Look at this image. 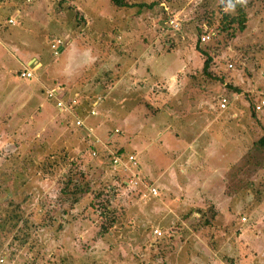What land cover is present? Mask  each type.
Masks as SVG:
<instances>
[{
	"label": "rangeland",
	"instance_id": "rangeland-1",
	"mask_svg": "<svg viewBox=\"0 0 264 264\" xmlns=\"http://www.w3.org/2000/svg\"><path fill=\"white\" fill-rule=\"evenodd\" d=\"M127 2L145 5L0 0L25 30L11 51L83 88L79 116L99 103L77 126L47 84L0 90V208L21 218L0 229V264H264V0ZM239 7L242 30L227 23ZM117 151L135 155L136 185L113 173Z\"/></svg>",
	"mask_w": 264,
	"mask_h": 264
},
{
	"label": "crops",
	"instance_id": "crops-1",
	"mask_svg": "<svg viewBox=\"0 0 264 264\" xmlns=\"http://www.w3.org/2000/svg\"><path fill=\"white\" fill-rule=\"evenodd\" d=\"M0 17H1L0 18V90L2 89L3 91L5 90L6 92L12 93L10 89L13 86H14L13 89H15V91H17V92H19V87L25 88V89L29 88L28 89L29 94L31 93L33 95H36L37 93L40 94V92L42 91L41 86H43L45 84H47V86L45 87V91L47 89L58 86L60 88L58 95L61 96L65 101H68L70 98H73V97H75L77 100L76 104L70 108V111H71L72 115L74 116V120L79 118L83 122L85 117L94 116L95 114H91L89 112L90 110L89 111L86 110L87 114L84 115L83 117L78 115V112L83 111V107H84L83 102H81V99L83 100L85 97V95H84L85 90L83 88H81L79 86H77L76 88H73V89L69 88V86H67L64 83V81H56V82L50 81L49 83H46L49 80H54L53 79L54 74L47 72L46 70H41L42 63H41V59H39V57H38L37 49H28L26 55H20V53H15L14 51H11V49L9 48L10 45L16 44L15 40L10 38L11 36H13L15 34H18V35L20 34L21 37L25 38V35H24L25 30L21 27L17 28L18 22L22 21V17H20L19 13H15L13 15L4 16V17L0 16ZM9 19H12L13 22L9 23V21H8ZM6 24L10 25V26L9 27L7 26V28H6ZM20 29H22V32H20ZM44 40H45V44H46L47 36L44 38ZM28 41H29V43L27 44L26 47H32L31 42L33 41V39H28ZM64 61H62L59 65L65 64V67H66L67 63ZM55 62H58V60ZM25 69L31 70V72L33 74V76L31 78H21L19 76V72L22 70H25ZM37 72H39V73L37 74ZM3 95H4V93H3ZM43 95H44V98H42L43 97L42 96L40 100H42V99L46 100L47 99L48 104L51 103L53 105L54 100L50 99V98L45 99L46 95L45 94H43ZM40 96L38 98H40ZM2 99L3 98H0V101ZM47 100L45 101V106L47 108H50V106L47 104ZM51 100L53 101V103L51 102ZM1 105L2 104L0 102V106ZM98 106H99V103L96 104L95 107H93L92 103L90 104V108H95L96 111H98V109H97ZM53 107H54V109H56L55 108L56 106H53ZM1 109H2V107H1ZM56 110L58 111V109H56ZM217 110H218L217 108L214 109L215 114L217 113ZM168 111L171 112L170 108H168ZM73 125H75V124H73ZM87 126H89V125H87ZM87 129L89 132L91 131V129L93 131V128L91 126H89V128L87 127ZM200 129H201V127H200ZM193 134L196 135L195 133H193ZM193 134L191 133V134L187 135L184 139L182 137L181 138H176V137L173 138L172 137L173 142H174V144H171V145H173L172 147H176V144H179L181 147H178V148L183 149V150H187L189 148H192L191 142L194 139ZM96 139L98 140V138H96ZM181 139H183L182 140L183 142L181 141ZM130 153H132V152H130ZM171 166L169 169L170 170L172 169L173 172L176 174L175 169H173V166L172 167ZM195 167H197V166H195ZM185 170H187V172ZM166 171L169 172L168 169ZM182 171H184L186 174L188 172H190V164L186 165V167H183L181 169V173H180V171H178L179 175L180 174L183 175L182 173H184V172H182ZM139 173H140V170H138V174ZM173 175H171V176H173Z\"/></svg>",
	"mask_w": 264,
	"mask_h": 264
},
{
	"label": "built area",
	"instance_id": "built-area-1",
	"mask_svg": "<svg viewBox=\"0 0 264 264\" xmlns=\"http://www.w3.org/2000/svg\"><path fill=\"white\" fill-rule=\"evenodd\" d=\"M9 23H12V19H9L8 20ZM170 23H174L173 20L170 21ZM208 37V35H204L202 36V40H205L206 38ZM231 66V65H229ZM19 76L21 78H31L33 76L31 70H28V69H25V70H22L19 72ZM59 87H53V88H50V89H47L46 90V95H47V98H50V99H53L54 100V104L56 106V108L58 110H67L76 104L77 100L75 97L73 98H70L68 101H65L61 96L58 95L59 93ZM264 104V100H261V102H259L257 105H256V109H260L262 107V105ZM226 106V98L225 97H222L221 98V102H220V107H225ZM91 114H96V110L94 108H91L90 111H89ZM74 124L77 125V126H81L82 125V121L80 119H76L74 121ZM92 154L95 155L96 154V151H92ZM121 156H118V155H114L112 157V164H113V168H123V169H128L131 171L129 178L128 179H131L133 180L131 182V180H129L131 183L133 184H130V185H136L138 182L137 180L135 179L137 176L136 174H134L133 172V169H131L132 167H136L137 165V160H136V157L134 154L132 153H129V154H126L125 158L124 159H121L120 158ZM124 160V162H123ZM156 188L151 186L150 188H147L148 192L151 193L152 195H154L156 193ZM155 234H158L160 235L161 232L159 230H154Z\"/></svg>",
	"mask_w": 264,
	"mask_h": 264
},
{
	"label": "trees",
	"instance_id": "trees-1",
	"mask_svg": "<svg viewBox=\"0 0 264 264\" xmlns=\"http://www.w3.org/2000/svg\"><path fill=\"white\" fill-rule=\"evenodd\" d=\"M112 2H113V4L114 5H116V6H118V7H124V6H129V7H131V6H134V5H137V6H144L145 4L144 3H142V2H138V3H131V2H127V0H111ZM150 6V5H149ZM238 9V13L236 14V16H232L231 18H229V20H228V22L227 23H231V22H237V26H238V29H240V30H242V29H244V27H245V22H246V17H245V14H244V12L241 10V7H239V8H237ZM228 25V24H227ZM226 28V25H224L223 26V28L222 29H225ZM200 51V50H199ZM201 53H203L204 55H205V59H204V62H203V70H204V72L209 68V64H210V62H211V56L208 54V53H206L205 51H203V50H201L200 51ZM229 65H231V64H229ZM207 73V72H206ZM237 90V89H236ZM264 107V106H263ZM262 107V108H263ZM261 108V109H262ZM256 146L260 149V150H262V151H264V134L262 135V136H260L259 138H258V140L256 141ZM117 155H119V151H117V152H115ZM96 155V154H95ZM119 156H121V155H119ZM111 160H109V164L111 165V168H112V171H113V173L115 172V173H118L119 175H122L123 173H124V175H130V173L129 174H127L126 172H124L122 169H118V168H115V169H117V170H113V165H112V155H111ZM139 163L137 162V165H136V167H132L131 169H133V172H134V174H136L137 175V173H138V169H139ZM114 173V174H115ZM122 173V174H121ZM115 175H117V174H115ZM118 176V175H117ZM123 182V181H122ZM70 183H72V179L70 178V179H68V181H67V185H69ZM124 184V183H123ZM74 186H78V185H74ZM136 190V189H135ZM8 206H10V205H6L4 208L3 207H1L0 208V215H2V213H7V214H9V216L7 215V216H2L1 218H0V229L1 228H3L5 225V223H6V221H14V223H13V225H16V223L17 222H19L20 220H21V218L18 216V214L15 212V208L14 207H12V206H10V209L8 208ZM11 213H13L12 214V216H11ZM4 217H6V218H4ZM113 223V222H112ZM42 226H44L43 224H42Z\"/></svg>",
	"mask_w": 264,
	"mask_h": 264
}]
</instances>
